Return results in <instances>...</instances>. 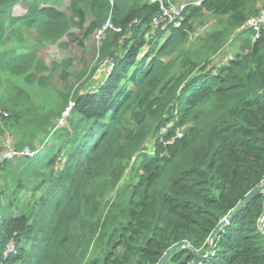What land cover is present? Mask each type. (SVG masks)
Segmentation results:
<instances>
[{
  "label": "trees",
  "instance_id": "trees-1",
  "mask_svg": "<svg viewBox=\"0 0 264 264\" xmlns=\"http://www.w3.org/2000/svg\"><path fill=\"white\" fill-rule=\"evenodd\" d=\"M68 1L0 0L1 120L30 141L46 135L40 149L29 143L33 157L0 168V264H162L175 245L191 251L165 264H264V192L216 232L264 179V30L242 28L259 0H202L178 28H154L160 7L147 0ZM206 15L216 28L187 50ZM107 22L105 80L39 110L27 87L48 88L51 74L29 44L61 46L73 29L87 38ZM228 43L234 55L214 63Z\"/></svg>",
  "mask_w": 264,
  "mask_h": 264
},
{
  "label": "rangeland",
  "instance_id": "rangeland-1",
  "mask_svg": "<svg viewBox=\"0 0 264 264\" xmlns=\"http://www.w3.org/2000/svg\"><path fill=\"white\" fill-rule=\"evenodd\" d=\"M51 3H55L60 9L66 10L68 7V0H50ZM259 13L264 11V0L258 2ZM24 8L16 7L14 15L24 14ZM257 16V15H256ZM254 16V17H256ZM252 17V18H254ZM251 19V18H250ZM217 26V20L206 15L201 21L195 23L194 32L190 35L187 42V50L198 51L200 47V39L209 34ZM232 38V37H231ZM100 38L96 34L90 35L84 38L82 31L79 29H73L69 36H66L62 40V45L58 44H38L31 43L34 51L40 57L47 68L50 70L51 78L49 87L46 89H37L27 87V90L31 93L33 101L39 110H48L49 107L59 109L60 104L55 103L56 92L66 93L69 89L72 91L80 92H93L99 85L105 80L110 65L108 63L98 64L97 48L100 45ZM231 39H229V42ZM5 48L9 49V45L0 47V52ZM236 51L235 43H228L220 51V53L213 59L214 63L226 62L231 58ZM169 60V59H166ZM94 74L88 78L90 73L94 71ZM65 71V73H63ZM63 74H66L64 77ZM19 86L23 85V82L19 79L13 80ZM3 112L0 110V115ZM6 116V114H4ZM26 131L19 127H13L11 124L4 123L0 116V156L8 149L15 148L18 145L24 143L23 148H29L31 143L33 146L39 148V143L45 138V134L39 136L30 141L29 135H26ZM41 147V146H40ZM148 147L152 154V143L149 142ZM132 167V163H131ZM129 181V171L125 172L123 180L120 183L124 185ZM2 181L0 178V188H2ZM1 198V197H0ZM2 206L3 203L1 204Z\"/></svg>",
  "mask_w": 264,
  "mask_h": 264
},
{
  "label": "built area",
  "instance_id": "built-area-1",
  "mask_svg": "<svg viewBox=\"0 0 264 264\" xmlns=\"http://www.w3.org/2000/svg\"><path fill=\"white\" fill-rule=\"evenodd\" d=\"M151 4H158L160 7V14L155 17L152 21V26L154 28L159 27L161 25H172L173 27L178 28L180 26V19L182 17L183 11L186 9L188 5H195L200 6L202 0H192V1H185V0H147ZM107 28H111L109 22H107L101 30H98L97 36L100 39L104 37V31ZM243 29H250L256 38L260 36V31L264 30V11L260 12L256 17L249 19L244 26ZM95 33V34H96ZM101 41V40H100ZM99 48V46H98ZM97 48V49H98ZM73 107V103L70 102L69 106L66 110L62 113L61 118L57 121V128L63 127L67 123V118L69 117L70 110ZM165 129L161 131L163 133ZM182 130H177L174 137L164 143V145H172L175 141L182 138ZM40 149V148H39ZM35 154V151L29 148H22L17 150L15 148H8L1 156H0V168L5 162H14L16 159H20L22 157L31 158ZM260 187H264V179L260 183ZM13 247L8 246L7 252H12Z\"/></svg>",
  "mask_w": 264,
  "mask_h": 264
},
{
  "label": "water",
  "instance_id": "water-1",
  "mask_svg": "<svg viewBox=\"0 0 264 264\" xmlns=\"http://www.w3.org/2000/svg\"><path fill=\"white\" fill-rule=\"evenodd\" d=\"M264 192V187H259L257 190H255L248 198H246L243 203L235 210V212L233 214H231L228 218H226L221 224H219L217 231H219L224 225L228 224V222H230L246 205L247 203L250 201V199L258 193ZM260 228L264 233V217L260 223ZM215 235V234H214ZM214 235L212 237H214ZM178 248H185L189 251H191V249L187 246V245H175L174 247H172L163 257V261L162 264H165V261L167 260V258L169 257L170 254H172L176 249ZM211 248H208L207 254L206 256L210 255L211 253Z\"/></svg>",
  "mask_w": 264,
  "mask_h": 264
}]
</instances>
